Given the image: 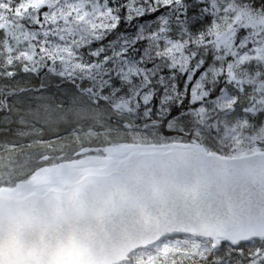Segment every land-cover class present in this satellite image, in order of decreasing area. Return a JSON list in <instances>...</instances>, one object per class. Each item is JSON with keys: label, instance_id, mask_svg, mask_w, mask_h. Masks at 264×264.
Instances as JSON below:
<instances>
[{"label": "snow or ice", "instance_id": "1", "mask_svg": "<svg viewBox=\"0 0 264 264\" xmlns=\"http://www.w3.org/2000/svg\"><path fill=\"white\" fill-rule=\"evenodd\" d=\"M0 133L123 182L124 264H264V0H0Z\"/></svg>", "mask_w": 264, "mask_h": 264}, {"label": "water", "instance_id": "2", "mask_svg": "<svg viewBox=\"0 0 264 264\" xmlns=\"http://www.w3.org/2000/svg\"><path fill=\"white\" fill-rule=\"evenodd\" d=\"M129 206L111 172L20 202L0 197V264H122L132 238Z\"/></svg>", "mask_w": 264, "mask_h": 264}, {"label": "rangeland", "instance_id": "3", "mask_svg": "<svg viewBox=\"0 0 264 264\" xmlns=\"http://www.w3.org/2000/svg\"><path fill=\"white\" fill-rule=\"evenodd\" d=\"M50 95L53 97V103L66 102L65 96L61 92H57L55 87L51 90ZM18 106L24 107L26 105ZM63 128V125L59 126L60 131H63ZM52 134L53 132L51 130H46L45 138ZM8 139L12 140L10 137ZM35 139L36 137H24L22 139H16L15 142L18 145H23ZM4 143L6 142H1L0 144ZM92 143H96V141L93 140ZM79 146V141L69 138L68 141H57L55 145L32 143L31 147L10 148L7 145L0 147V187L15 185L21 180L29 179L39 169L45 166L48 167L66 162H72L74 164L73 166L77 169L102 166L103 163L101 160H90L87 155L83 157L74 155V151Z\"/></svg>", "mask_w": 264, "mask_h": 264}, {"label": "bare ground", "instance_id": "4", "mask_svg": "<svg viewBox=\"0 0 264 264\" xmlns=\"http://www.w3.org/2000/svg\"><path fill=\"white\" fill-rule=\"evenodd\" d=\"M73 165L72 162H66L41 168L30 179L18 183L16 187L0 189V197L13 202H20L30 197L31 194L42 195L49 189L62 188L67 183L79 181L87 174H107L110 172L103 164L100 167L83 169H77Z\"/></svg>", "mask_w": 264, "mask_h": 264}, {"label": "trees", "instance_id": "5", "mask_svg": "<svg viewBox=\"0 0 264 264\" xmlns=\"http://www.w3.org/2000/svg\"><path fill=\"white\" fill-rule=\"evenodd\" d=\"M153 15H155V14H153ZM141 19H142V21L146 20V21L148 22L149 25H153V24H154L153 19H152L151 16H149V17H144V18H141ZM122 30L128 32L129 34H130L131 31H132V29L128 28L127 26H125L124 29H122ZM31 83L36 84V83H38V81L34 79V80L31 81ZM1 136H3V137H1ZM5 137H6V138H5ZM8 137L12 138V134H11V133H9V135H8V133L0 134V143H1V142H2V143H3V142H6V143H7V142H9V143H17V142H15V141H12V140L8 139Z\"/></svg>", "mask_w": 264, "mask_h": 264}]
</instances>
